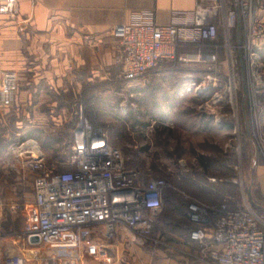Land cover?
<instances>
[{
    "label": "built area",
    "instance_id": "obj_1",
    "mask_svg": "<svg viewBox=\"0 0 264 264\" xmlns=\"http://www.w3.org/2000/svg\"><path fill=\"white\" fill-rule=\"evenodd\" d=\"M216 1L212 7L195 0L191 10L172 12L167 24L155 22L152 12H136L114 25L121 80L135 81L161 61L214 63L212 50L222 47L227 64L224 96L233 101L240 80L238 63L253 67L264 45V18L258 14L257 0ZM0 13L15 19L16 0H0ZM218 26L221 45L216 43ZM206 47L212 50L205 52ZM18 81L17 72L0 70L3 107L11 104ZM186 86L188 91L199 88L191 80ZM76 117L69 154L59 162L63 169L47 163L34 139L11 148L12 160L21 161L33 176L22 190L28 207L17 233L4 230L0 196V264H26L21 251L33 248L46 251L33 254L39 264H81L83 251L105 260L109 254L104 241L121 230L130 243L151 235L165 201L164 189L173 187L170 178L144 181L138 170L125 167L122 153L109 144L104 128L91 121L82 106ZM178 165L181 171L187 168L183 159ZM185 218L193 226L188 240L197 246L202 264H264V210H255L252 203L223 204L208 214L199 203L190 202ZM8 239L16 245H6Z\"/></svg>",
    "mask_w": 264,
    "mask_h": 264
},
{
    "label": "rangeland",
    "instance_id": "obj_2",
    "mask_svg": "<svg viewBox=\"0 0 264 264\" xmlns=\"http://www.w3.org/2000/svg\"><path fill=\"white\" fill-rule=\"evenodd\" d=\"M256 5L259 16L264 18V0H257ZM222 33V27L218 26V45L223 41ZM236 38L234 34V41ZM212 51L216 55L214 63L161 61L154 70L132 82L121 80L120 65L115 59L107 76L68 82L67 93L57 98L62 101L64 111L38 110L31 118L32 124H27L23 114L11 116L6 108L0 107V137L9 141L0 138L4 230L16 233L21 230L28 207L22 190L32 178L21 161L12 160L11 148L34 139L47 163L66 160L71 143L67 142L68 137L80 106L91 121L104 127L109 144L122 153L124 160L130 166L145 169L149 177L166 176L176 185L178 161L183 159L186 173L192 176L181 183L192 194L188 204L197 202L211 214L223 204L234 206L247 201L255 210L263 211L264 196L257 170L264 166V45L257 51L253 67L238 63L240 80L231 102L224 96L225 52L222 47ZM190 80L195 86L199 84L197 91L186 90ZM51 114L60 115L66 124L55 127L50 121ZM34 125H43L38 128L42 132L35 133L38 137L20 139L28 131L33 133L37 128ZM203 161L208 165L207 171ZM161 212L163 218L170 219L176 211L168 213L164 201ZM181 215L185 222V215ZM165 221L159 220L147 239L137 238L130 246L118 248L132 247L134 255L138 254L144 264H164L159 255L170 253L168 248L174 243L170 233L176 228ZM193 248L197 251L196 245ZM21 252L25 255V251ZM24 257L28 260L26 264H39L30 256Z\"/></svg>",
    "mask_w": 264,
    "mask_h": 264
},
{
    "label": "crops",
    "instance_id": "obj_3",
    "mask_svg": "<svg viewBox=\"0 0 264 264\" xmlns=\"http://www.w3.org/2000/svg\"><path fill=\"white\" fill-rule=\"evenodd\" d=\"M194 2L195 0H16L15 19L0 13V70L17 72L19 80L12 102L4 110L11 116L23 114L27 124H32L31 118L38 110L52 113L64 109L61 107L62 101L57 98L67 93L68 82L91 81L97 76L111 74L118 46L117 39L111 33L114 25L127 21L136 12H152L155 22L167 24L172 12L191 10ZM203 3L212 7L217 5L216 0H203ZM0 107H3L1 96ZM50 121L55 127L66 124L60 115L51 114ZM27 124L24 126L27 127ZM34 126L36 129L42 127ZM71 141L72 139L69 143ZM55 163L59 165V161ZM27 171L33 176V172ZM257 177L264 196V166L258 167ZM170 181L172 183L171 179ZM186 209L183 213L174 212V216L178 217V222L174 223L176 228L170 233L174 243L168 248L170 253L161 252L159 255V260L164 264H202L196 257V250L193 248L195 244L188 240L189 231L183 225L188 223L186 218L185 222L180 221L181 214L184 217ZM188 226L192 225L188 223ZM104 242L107 244L108 259L98 260L87 256L83 251L81 264H144L138 254L134 255L132 247L128 250L118 248L120 245L127 247L132 244L122 230L111 240ZM5 244L16 245L13 240H6ZM45 252L43 248H33L26 250L25 255L33 258V254ZM178 252L181 255L178 256Z\"/></svg>",
    "mask_w": 264,
    "mask_h": 264
},
{
    "label": "trees",
    "instance_id": "obj_4",
    "mask_svg": "<svg viewBox=\"0 0 264 264\" xmlns=\"http://www.w3.org/2000/svg\"><path fill=\"white\" fill-rule=\"evenodd\" d=\"M188 51H192V49L188 48ZM210 51V50H208ZM77 121V120H76ZM76 121L73 123L72 125V129L74 128L75 124H76ZM101 126V125H100ZM104 128V127H103ZM105 130V129H104ZM35 131V132H34ZM33 133H32V130L31 131H28L26 134H24L23 136H21L20 139H23L25 137H38V135H36L35 133H40V130L39 129H36L34 130ZM73 137V132L70 133L69 137H68V141L69 142ZM2 138V137H0ZM1 140V139H0ZM2 140L4 142H9L6 138H2ZM6 144V143H5ZM64 161V160H63ZM60 162V161H59ZM62 162V161H61ZM125 164V167L127 169H136L140 172V176L141 178L144 180V181H147L150 176V174L145 170V169H140V168H135L133 166H130V163L128 161L125 160L124 162ZM202 166L204 167V170L207 171L208 169V165L206 163H202ZM60 168V166L58 167ZM187 171H181L179 168L178 170H176V185L173 184V180H172V184H173V187H167L166 189H164V193L166 195V199H165V204H166V207L168 209V213L169 211H176V212H179V213H183L184 210L186 209V207L188 206V202H189V197L192 196L191 192L190 191H186L184 187H182L181 183L184 182L186 180V177L190 176L189 174L186 173ZM158 176L155 174H153V177L152 178H157ZM192 176H190V179H191ZM217 177V176H216ZM213 182V181H212ZM217 182V181H216ZM214 183V182H213ZM214 184H217V183H214ZM220 184H222V182H220ZM219 184H217L216 186H218ZM178 187L180 190L184 191V194L186 196H182L180 192L177 191V188ZM164 213V212H163ZM163 213L161 212L158 219L155 220L156 222H154L153 226L159 222V220L162 221H165L168 222L169 224H174L175 222H178V220L176 219L175 220V216L171 215L169 218L170 219H166V218H163ZM165 215V214H164ZM167 215V214H166ZM169 216V214H168ZM165 217V216H164ZM172 217V218H171ZM180 221L183 223V220L180 219ZM185 224L187 227H186V230L190 231L191 230V227L193 228V226H188V223H183ZM190 224V223H189ZM191 225V224H190Z\"/></svg>",
    "mask_w": 264,
    "mask_h": 264
}]
</instances>
